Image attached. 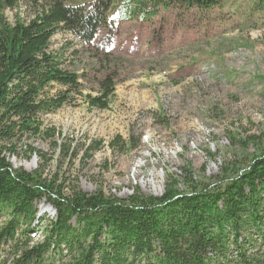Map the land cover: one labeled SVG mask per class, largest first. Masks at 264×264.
Segmentation results:
<instances>
[{"label":"trees","instance_id":"trees-1","mask_svg":"<svg viewBox=\"0 0 264 264\" xmlns=\"http://www.w3.org/2000/svg\"><path fill=\"white\" fill-rule=\"evenodd\" d=\"M21 1L0 0V264H264V134L249 136L254 152L226 160L217 176L199 179L188 164L181 176L168 173L162 194L135 190L126 198L84 192L46 174L53 158L31 146L41 160L34 172L14 168L5 153L14 155L24 137H55L43 128V115L78 98L110 106L114 72L96 78V94H84L88 75L65 67L51 49L57 33L93 46L107 29L100 39L111 45L120 20L138 13L152 19L174 5L208 10L219 0H36L42 4L35 16L9 22L7 10ZM116 5L125 9L112 17ZM100 145L91 143L86 157ZM60 147L77 156L66 143ZM44 199L53 218L38 217ZM38 231L44 239L34 241Z\"/></svg>","mask_w":264,"mask_h":264},{"label":"rangeland","instance_id":"rangeland-1","mask_svg":"<svg viewBox=\"0 0 264 264\" xmlns=\"http://www.w3.org/2000/svg\"><path fill=\"white\" fill-rule=\"evenodd\" d=\"M257 2L219 0L203 11L174 5L152 19L138 13L118 21L111 45L100 39L107 29L93 46L60 31L51 49L65 67L88 75L84 94H96V78L114 72L110 106L90 107L78 98L77 105L44 114L43 128L56 136L24 137L14 155L5 152L8 159L14 168L36 171L41 160L31 146L53 158L46 174L122 198L135 190L162 194L168 173L181 176L188 164L199 179L219 175L226 160L254 152L249 136L264 134V9ZM41 4L22 0L7 10L9 22L29 20ZM123 9L116 5L110 15ZM94 142L100 148L86 157ZM65 143L77 156L61 153ZM38 209V217L56 215L45 199ZM32 237L44 239L42 231Z\"/></svg>","mask_w":264,"mask_h":264}]
</instances>
